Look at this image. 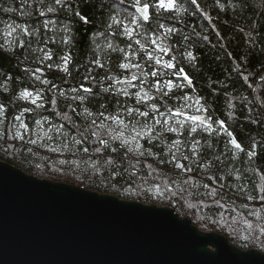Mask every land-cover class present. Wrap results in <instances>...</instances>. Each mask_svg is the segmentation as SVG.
Instances as JSON below:
<instances>
[{"label":"trees","instance_id":"16d2710c","mask_svg":"<svg viewBox=\"0 0 264 264\" xmlns=\"http://www.w3.org/2000/svg\"><path fill=\"white\" fill-rule=\"evenodd\" d=\"M129 3L130 0H125L124 5L120 0H65L63 9L46 12L41 17L38 9L55 6L54 0H44L43 8L40 0H0V33L10 24L29 31L39 29L34 35L19 34L25 49L17 48L15 52L9 50L7 55H0V105L5 109L0 114V160L37 178L116 195L120 199L128 200L134 195L135 201L152 204L154 193L163 194L164 205L189 219L200 231L220 234L241 250L264 252V200L260 199L264 195L260 191L264 188V80H261L264 76V0H196L195 4L191 0H176L181 9L178 17L164 13L157 18L153 13L148 27L157 30L162 23L177 29L168 42H179L180 49L191 51L196 60L192 64L184 60L182 65L193 80L192 85L183 91L174 89L171 98L166 97L164 103L156 101L169 123L176 126V121L184 122L185 128L179 129L183 135L157 126L151 133L154 137L151 142L147 137L139 139L144 155L127 153L120 140L112 139L121 128L117 123L103 121V129L91 124L92 120L97 124L103 120L102 112L105 116L119 114L118 120L129 126L124 129V135L130 138L131 126L137 120L151 124L153 119H163L151 112L148 105L137 103L134 95L129 98L119 94L121 89L134 93L141 85L130 81L135 69L125 71L116 67L122 55L119 52L109 55L105 35L101 34L107 31L109 17ZM76 12L87 22L76 17ZM48 20L55 24L44 29L43 24ZM65 24L71 29L70 45H63L60 39ZM49 38L56 42L45 45L43 41ZM113 42L120 47L128 43L120 37ZM39 48L51 50L53 58L45 62L42 73L33 75L40 67L34 58L42 55L38 51L34 54L33 50ZM65 52L72 57L68 65L70 75L47 68L49 63H62L59 57ZM94 58L106 64L110 60L112 73H118L116 78L130 83L127 86L116 84L109 93L102 92L99 81L107 73L90 63ZM89 68L91 76L96 78L95 86L91 80H84ZM7 76L12 80L6 81ZM36 76L48 80V86ZM173 80L175 82V78ZM110 83L105 81L103 86ZM82 84L92 88V94L71 91L80 89ZM52 85H56L55 90H51ZM25 89L32 91L34 97L36 89L42 90L43 99L37 100V104H43V108H37L31 99L17 98ZM74 95L87 99L81 104L71 99ZM183 95L200 98L208 112L197 114L185 108L184 115L172 116L167 109H178L184 103L178 97ZM52 100H56L55 105ZM69 105L76 111L72 112ZM85 108L91 116L84 114ZM127 108L147 111L149 116L140 117L135 113L129 116ZM64 113L71 120L63 119ZM209 113L214 119L225 121L233 133L231 138L216 124L210 131L205 130L204 125H196L197 131L189 136L192 122L186 116ZM21 114L27 130L20 128L15 120ZM90 130L97 131L107 141L108 146L100 152L95 151L101 145L90 135ZM17 131L22 139L13 138ZM38 131L43 138L39 137L40 142L34 147L43 146L45 153L33 161L29 141ZM193 138L201 142L199 164L193 162L189 151ZM76 139L82 143L76 144ZM177 139L182 141L178 162L191 167V172L177 169L172 162L170 149L176 151L173 141ZM230 139H236L241 150L231 147ZM253 145L257 154L249 158ZM131 146L135 148V143ZM84 148L88 149L87 153ZM180 153L190 159H179ZM108 159L114 163L107 164ZM209 161L211 166L204 167ZM114 173L117 175L113 178Z\"/></svg>","mask_w":264,"mask_h":264},{"label":"water","instance_id":"95a60500","mask_svg":"<svg viewBox=\"0 0 264 264\" xmlns=\"http://www.w3.org/2000/svg\"><path fill=\"white\" fill-rule=\"evenodd\" d=\"M0 264H264V252L200 231L168 206L40 179L0 160Z\"/></svg>","mask_w":264,"mask_h":264},{"label":"snow or ice","instance_id":"6c2138e0","mask_svg":"<svg viewBox=\"0 0 264 264\" xmlns=\"http://www.w3.org/2000/svg\"><path fill=\"white\" fill-rule=\"evenodd\" d=\"M65 0H54V5L47 6L46 10H39V16L43 17L47 13H56L59 9L64 8ZM193 4L196 3V0H191ZM41 8L44 6V0H40ZM120 4L124 5L125 0H120ZM27 6V5H26ZM58 6V8L56 7ZM180 6L176 3V0H130V3L127 7H120L114 15L109 17L110 23H107V31L105 33H101L105 35V39L107 41L106 49L108 50L109 55L112 52H119L122 55V61H119L116 64V67L125 71H131L135 69V72H132L130 81H138L141 85L138 91L134 93L129 92L127 90H119V94H122L125 97L131 98L133 95L136 98L137 103H144L148 105L151 112L156 113L163 119H153L152 123L149 124L147 122L141 123V121L137 120L131 126V132L133 135L130 138H126L124 136V129H127L129 126L123 120H118L117 116H105L104 113H100L103 117V120L97 124L96 120H92L91 124L96 125L97 129L104 128V122L106 120H111L118 125L121 126L120 130L116 132L115 135L112 136V139L120 140L121 147L127 148V153H134L137 155H144V152L141 151L142 146L139 143V139H143L147 137L148 141L154 138L151 133H153L157 126L164 128L166 131L169 132H177L179 135H183L182 132H179V129L185 128V124L183 121H176V126L169 123V120L165 118V113L160 110L156 101L161 103L165 102V98H171L170 94L173 92L174 89H179L183 91L185 87H190L193 83L190 75L186 72L185 67L183 65V61L187 60L190 64H192L196 57L193 55L191 51H182L179 47V42L169 43L171 36L177 33V29L166 27L164 24H159L157 30H153L150 27V22L152 20V15L155 13L157 18L163 16L164 13L168 14H175V17H178L180 14ZM76 17L87 22L86 18L81 15L80 12L75 13ZM49 24H55L54 21L48 20L43 24L44 29H48ZM163 31H159V30ZM62 31L64 35L60 38L61 43L63 45H70L71 44V29L67 24L63 25ZM39 32V29H35L33 31H29L27 29H21L19 25H7L4 29L2 35L3 39L0 40V55H7L8 51L11 50L15 52L17 48L25 49V42L19 38V34L22 33L23 35H34ZM120 37L122 39H126L128 43L125 47H120L118 44L114 43L113 41ZM184 39H188L185 37ZM207 39V37H204ZM251 39V37H249ZM55 43L56 41L52 38L44 40L43 43L47 45L48 43ZM97 48L100 46L97 45ZM42 53L40 56H35L34 62L39 63L40 67H37L34 70L33 75L36 73H42L43 67L46 61H51L53 58V53L51 50L45 51L44 48L34 49L33 53L36 52ZM167 56L168 59H164ZM27 58V57H25ZM62 63L60 64H47L48 69H58L64 72L66 75H70L68 65L72 60V57L65 52L63 55L59 57ZM143 61V63L141 62ZM91 64L95 65L97 68L105 69L107 75L103 77L99 81L101 85V91L104 93H109L110 90L116 84H121L127 86L130 81L129 80H122L116 78L117 74H113L111 71V61L109 60L106 63L101 62L99 58H94L90 61ZM178 65H181L178 67ZM194 66V65H193ZM28 71V69H24ZM92 69H88L89 75L84 77L85 81L91 80L93 85L95 86L96 78L91 76ZM175 78V82L173 80ZM37 80H40L42 84L46 87L49 84L48 80H41L40 76H36ZM12 80L11 76L6 77V81ZM261 80H264V76H261ZM105 81H111V83L104 87ZM56 85H52L51 90H55ZM7 90V89H5ZM71 91L76 93L78 91H83L84 93L92 94L93 89L89 87H84L82 84L80 89L72 88ZM193 91H195L193 89ZM64 95V93H61ZM18 99H29L31 98L32 103L36 105L37 108H43V104H37V100L43 99V92L41 89H36L35 97L33 96L32 91L23 90L20 92ZM73 101H79V103L83 104L87 97L74 95L71 97ZM178 99L183 100V104L178 109L168 108L167 112L170 113L172 116H181L184 115V109L191 107L189 101H193L194 104L197 106V112H208V108L201 104V100L198 97H190L188 95H183L178 97ZM52 104H56V100H52ZM72 112H75L76 109L73 108L71 105L68 106ZM5 109L2 105H0V114L4 113ZM25 111H28L27 109ZM126 112L129 116L133 115L134 113L140 117H148L149 112L141 111L138 108H127ZM84 114L86 116H91L92 113L84 109ZM22 115H18L15 117V120L19 122V127L27 130V125L22 120ZM63 119L71 120V117L64 113L62 115ZM186 119L192 122V125L188 129V134L191 136L192 133L197 131V123L200 125H204L205 130L210 131L212 129V125H218L220 130L227 132L228 136L231 138L233 133L228 130L226 127L224 120L214 119L213 116L209 113L207 116H200V115H190L186 116ZM39 124V121H37ZM111 134V133H110ZM90 135L94 137L101 147L95 149L96 152H100L101 148H106L108 146L107 141L101 138L97 131L90 130ZM159 136V133H157ZM13 138H20L19 131L16 132L15 137ZM139 138V139H138ZM88 139V136L85 135V140ZM76 144L82 143L81 140L76 139L74 141ZM135 143V148L131 145ZM29 143L35 144V140L29 141ZM230 143L235 146V148L240 149L241 144L237 142L236 139H230ZM201 142L200 140L192 139L191 148L189 151L191 152V159L193 162L199 164L198 160V151ZM173 145L176 151L171 152L172 162L175 163V167L185 172H191V167H185L184 164L178 162V155L180 147L182 146V141L177 139L173 141ZM211 147V145H209ZM52 151H58V149H52ZM115 151V149H113ZM84 152L87 153L88 149L84 148ZM255 145H253V149L251 152L248 153L249 158L256 156ZM179 159L189 160L190 157L183 153L179 154ZM64 163V161H61ZM107 164H113V160L108 159L106 161ZM211 161L208 164L204 165V167H210ZM132 168H135V165H131ZM97 171H99L97 169ZM131 174H135L134 172ZM117 175V173L113 174V178ZM187 182V181H186ZM166 187V186H165ZM207 187V185H205ZM261 193H264V188L260 189ZM251 199V197H249ZM261 200H264V195L260 196Z\"/></svg>","mask_w":264,"mask_h":264},{"label":"rangeland","instance_id":"374dc122","mask_svg":"<svg viewBox=\"0 0 264 264\" xmlns=\"http://www.w3.org/2000/svg\"><path fill=\"white\" fill-rule=\"evenodd\" d=\"M31 98H29L28 100H30ZM189 103L191 104V107H188V108H191L192 110H194V113H197V114H200V112H197L196 111V108H197V106L194 104V102L193 101H189ZM203 114V113H202ZM125 133V132H124ZM133 134H131V136H132ZM125 136V135H124ZM40 137V139H42L43 138V135L40 133V131H38L35 135H34V138H33V140H35L36 142L37 141H39L40 142V140L38 139ZM126 137V136H125ZM139 139V138H138ZM34 145L35 144H32L31 143V146H30V153H31V155H30V157H31V159L33 160V161H36L37 160V158H38V156H39V154H44L45 153V149H44V147L43 146H41L40 148H35L34 147ZM174 147V146H173ZM175 148V147H174ZM40 179H45V178H40ZM110 195H112V194H110ZM114 196H116V195H114ZM122 199V198H121ZM165 199H166V197L163 195V194H157V193H154V195H153V203L152 204H154V205H156V206H166V205H164V202H165ZM122 200H125V199H122ZM129 201H135V199H134V195H131V197H130V199H128Z\"/></svg>","mask_w":264,"mask_h":264}]
</instances>
